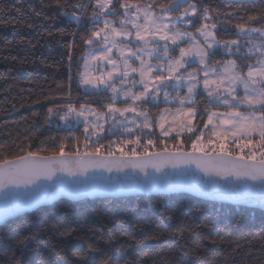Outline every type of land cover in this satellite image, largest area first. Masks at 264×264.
Segmentation results:
<instances>
[{"label":"snow or ice","instance_id":"1","mask_svg":"<svg viewBox=\"0 0 264 264\" xmlns=\"http://www.w3.org/2000/svg\"><path fill=\"white\" fill-rule=\"evenodd\" d=\"M53 3L57 15L69 21L64 26L62 19L58 30L68 32L74 40L82 38L88 46L81 57L83 70H78V85L85 88L88 96H106L108 92L112 95L106 104L97 101L99 108H93L90 103H74L69 88L67 99L48 108V120L55 117L68 128L73 127V119L75 125L82 123L84 150L81 151L80 139L76 138L74 151H66L61 143L58 152L50 155L27 151L13 159L3 158L0 193L9 196L11 189L20 188L35 191L42 186L41 182L45 186L48 182L64 185L76 193L110 186L111 176L103 185H88L87 174L97 170L138 172L142 178L136 177L132 185L138 189L170 188L175 183L169 181L168 169L184 173L194 166L209 178V186L222 188L226 198L264 208V19L259 14L248 16L246 21L242 18L243 22L236 24L238 39L221 42L211 15L216 10L192 0H166L167 6L160 4L159 12L156 0L144 7L127 0ZM5 11L0 6V13ZM34 14L42 15L35 10ZM117 19L119 25L115 23ZM201 20L203 24H199ZM248 21H257L259 26ZM4 22H8L7 17ZM182 25H191V30H182ZM193 30L198 36L193 35ZM254 33L259 43H251L246 52L242 51L245 45L240 38L252 41ZM221 50L235 58L227 59L218 68L213 62ZM253 58L255 64L250 63ZM71 59L70 55V62ZM118 100L123 106L117 105ZM149 107L162 111L153 118L146 110ZM89 116L95 119L89 120ZM105 124L109 126L106 128ZM105 132L118 138L110 141L107 149L99 138ZM119 133L129 135L120 139ZM183 134H191L187 143ZM93 136L97 137L95 141ZM57 173L85 179L64 181ZM213 177L216 179L212 180ZM31 203L9 201L0 219ZM161 215L174 222L167 210Z\"/></svg>","mask_w":264,"mask_h":264},{"label":"trees","instance_id":"2","mask_svg":"<svg viewBox=\"0 0 264 264\" xmlns=\"http://www.w3.org/2000/svg\"><path fill=\"white\" fill-rule=\"evenodd\" d=\"M127 2L145 6L151 0ZM192 2L216 10L211 15L221 42L238 39L236 24L248 16L264 19V0ZM160 4L167 6L166 0H156V11ZM0 6L6 9L0 13V161L27 151L50 155L61 143L74 151L76 138L83 144L82 124H50L59 120H48V108L67 99L69 88L74 103L99 108L97 101H108V94L88 96L78 85L88 46L58 30L62 19L64 26L69 21L57 15L53 0H0ZM230 58L221 51L213 63ZM190 135H183L185 143ZM99 138L107 145L117 136L106 132ZM164 210L174 222L162 217ZM0 264H264V211L187 194L62 199L0 226Z\"/></svg>","mask_w":264,"mask_h":264},{"label":"water","instance_id":"3","mask_svg":"<svg viewBox=\"0 0 264 264\" xmlns=\"http://www.w3.org/2000/svg\"><path fill=\"white\" fill-rule=\"evenodd\" d=\"M170 173L169 181L175 183L174 187L145 190L138 189L132 185H135L136 177H141L142 174L127 170L125 172L107 173L97 170L96 172L89 171L87 174L90 178L88 185L105 184L106 178L111 176V185L107 187L92 188L91 190L74 192L69 187L64 185H52L50 182L45 186V182H41V187L35 191H25V189H11V195L6 196L4 193H0V214L5 210L6 203L9 201H32L30 206L20 207L16 211L9 214L7 217L0 219V226L12 220L16 217L31 213L41 207L52 205L62 199H67L73 202L84 201L86 199H108V198H127L136 196H151V195H173V194H187L196 197L201 200L226 203L235 206H243L248 208H255L264 211L259 204H241L232 199H228L224 195V190L220 187L209 186L206 182L209 180L207 177H203L202 173L195 170L193 166L191 170H184L181 173L180 170H176L174 173L172 169L167 170ZM186 173V174H185ZM64 181H84L83 176L69 177L62 173H57ZM103 178V179H102ZM215 180L216 178H211Z\"/></svg>","mask_w":264,"mask_h":264},{"label":"rangeland","instance_id":"4","mask_svg":"<svg viewBox=\"0 0 264 264\" xmlns=\"http://www.w3.org/2000/svg\"><path fill=\"white\" fill-rule=\"evenodd\" d=\"M140 7H144V6H141V5H139ZM160 11V10H159ZM159 11H157V12H159ZM115 23L117 24V25H119V20H116L115 21ZM181 28H182V30H184V29H190L191 30V25H182L181 26ZM215 32H216V29L214 30ZM193 35H196V36H198V33H196L194 30H193ZM200 39H202V37L200 38ZM240 41H241V43H243L244 45H245V48L244 49H242V51H244V52H246L247 51V48L248 47H250L251 46V43H259V39L256 37V34L254 33L253 34V39H252V41H249L248 39H244V38H240ZM125 43H127V42H125ZM137 43H140V42H137ZM161 43H163V42H161ZM185 47H188V45L187 44H185ZM233 47H235V46H233ZM99 49H97V51H98ZM115 49L113 50V52L115 53ZM222 52H223V50H221ZM177 57H178V55H179V53H178V51H177V53L175 54ZM257 55H259V53H257ZM186 59H188L187 57H186ZM231 59H233L232 57H231ZM153 63H155V60H153L152 61ZM255 58H254V62H253V64H255ZM138 64H139V62L138 61H136V65L138 66ZM223 64H220V65H214V66H216V67H221ZM110 67V66H109ZM190 71H192L191 69H190ZM135 75V74H134ZM137 79H138V77H137ZM118 87H119V85H117ZM127 87H131V85L130 84H128L127 85ZM137 87H139V85H137ZM83 89L85 90V88L83 87ZM182 92L184 91L183 89L181 90ZM109 96H108V98L107 99H105V100H108L110 97H111V95H112V93L111 92H108L107 93ZM201 102H203V100H201ZM107 103V102H106ZM106 103H104V104H106ZM117 105L118 106H123V104H122V102L120 101V100H118L117 101ZM91 107H93V106H91ZM93 108H96V107H93ZM147 111H149V114H150V116H152L153 118H156L159 114H160V112L162 111V109H158V108H155V107H149V108H147L146 109ZM105 111H106V109H105ZM172 111H175V109H172ZM126 115H128V116H131L132 115V113H128V114H126ZM88 119L89 120H93V119H95V117H92V116H89L88 117ZM169 122H171V121H169ZM72 123H73V125H75V120L73 119V121H72ZM193 123H196V121H193ZM50 124H54L55 126H58V127H65V122L64 121H56L55 123H50ZM82 124V123H81ZM80 124V125H81ZM109 126V124H105V127L107 128ZM166 126H167V124H166ZM149 131L148 129H144L143 131ZM177 130H179V129H177ZM141 130L140 129H136V132H140ZM205 131V135H207L208 133H206V129L204 130ZM156 132H157V134L159 135V130L158 129H156ZM106 133V132H105ZM105 133H103V134H105ZM103 134H101V135H103ZM120 137V139H124V138H126L129 134H126V133H119L118 134ZM132 135H135V133H133ZM173 135H175V132H173ZM184 135V134H183ZM96 136H93L92 137V140L93 141H95L96 140ZM117 139L118 138H115V139H113L112 141H117ZM109 144V143H108ZM108 144L107 145H104L105 146V149H107V147H108ZM89 147H91V144L89 145ZM80 149H81V151H83L84 149H83V144H81L80 145ZM171 150V149H170ZM118 154V153H117Z\"/></svg>","mask_w":264,"mask_h":264},{"label":"built area","instance_id":"5","mask_svg":"<svg viewBox=\"0 0 264 264\" xmlns=\"http://www.w3.org/2000/svg\"><path fill=\"white\" fill-rule=\"evenodd\" d=\"M125 150H127V149H125ZM245 151L247 152V151H248V149H246ZM257 151H258V149H257ZM257 159H259V157H257Z\"/></svg>","mask_w":264,"mask_h":264}]
</instances>
